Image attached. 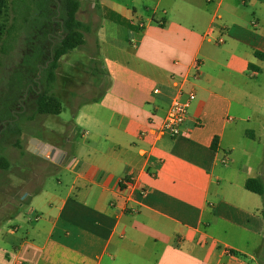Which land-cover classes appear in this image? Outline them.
<instances>
[{"label":"crops","instance_id":"crops-1","mask_svg":"<svg viewBox=\"0 0 264 264\" xmlns=\"http://www.w3.org/2000/svg\"><path fill=\"white\" fill-rule=\"evenodd\" d=\"M83 10L90 46L109 51L107 84L69 131L48 127L63 140L28 137L58 175L11 217L23 234L0 227V264H264V0H86ZM180 84L195 98L179 134L160 133ZM129 176L146 190L127 203L135 211L119 185Z\"/></svg>","mask_w":264,"mask_h":264},{"label":"rangeland","instance_id":"rangeland-1","mask_svg":"<svg viewBox=\"0 0 264 264\" xmlns=\"http://www.w3.org/2000/svg\"><path fill=\"white\" fill-rule=\"evenodd\" d=\"M16 1L9 0L1 18L8 26L16 16ZM81 2L76 16L85 21L83 8L86 0ZM41 19L38 16H30L27 26L26 23L22 27L17 25L16 30L4 34L0 41V152L9 162L6 169H0V227L6 229L12 224H17L20 227L19 234L25 232L26 223L11 217L19 210H25L20 205L26 201L28 194L38 187L45 174L55 169L53 163L25 149L28 137L33 135L53 141L63 140L64 134L53 132L48 127L58 129L65 124L66 131H69L76 109L83 102L98 96L107 84V77L102 69V58L109 51L103 45L93 49L89 36L84 33V43L62 55L56 68L53 92L62 104V111L59 114H36L33 105L36 86L30 82L32 89L25 92L23 81L27 72L24 69L18 72V67L23 54L29 48L28 37L33 35L31 26L37 27L34 34H38ZM56 36V30L50 32L47 45L53 42ZM36 44L41 50L42 41L39 40ZM84 129L85 126L82 125L77 129V138L81 137ZM16 143L22 146L21 149ZM57 175L58 172L53 171L46 177L54 181ZM23 213L28 216L26 212Z\"/></svg>","mask_w":264,"mask_h":264},{"label":"trees","instance_id":"trees-1","mask_svg":"<svg viewBox=\"0 0 264 264\" xmlns=\"http://www.w3.org/2000/svg\"><path fill=\"white\" fill-rule=\"evenodd\" d=\"M8 2L9 0H0V41L4 34L16 30L17 25L22 27L26 23L27 26L30 16L42 18L38 34H34L37 27L31 26L33 35L28 37L29 48L21 58L18 72H21L22 69L27 72V76L23 81L27 90L32 89L30 82L36 86L37 91L33 100L35 113L59 114L62 111V104L53 92L59 58L81 46L84 43V33L89 30L88 25L76 16L80 8V1L17 0L15 3L16 16L9 26L1 20ZM55 30L56 39L47 45L46 42L50 32ZM59 30L61 32L58 33ZM39 40L43 43L40 46L42 47L41 50L36 44ZM45 59L49 60L46 66H44ZM38 74V79L34 80ZM16 145L21 149L20 144L16 143ZM8 165L7 157L0 152V169H6ZM244 186L247 190L257 194L263 193L262 183L258 178H247Z\"/></svg>","mask_w":264,"mask_h":264},{"label":"built area","instance_id":"built-area-1","mask_svg":"<svg viewBox=\"0 0 264 264\" xmlns=\"http://www.w3.org/2000/svg\"><path fill=\"white\" fill-rule=\"evenodd\" d=\"M217 42H222L221 38L217 39ZM154 91H157L156 89ZM183 95V87L180 84L175 96L172 98L166 114L162 118L161 122L157 126V130L160 133H168L172 136L179 134L181 127L186 119L187 110L191 101L195 98L193 90H188L186 96ZM120 190L124 197L125 210L135 211L133 206H128L129 201L134 200V196L138 193L143 196L146 194L145 189H138L132 177H123L119 180ZM112 204V203H111Z\"/></svg>","mask_w":264,"mask_h":264},{"label":"flooded vegetation","instance_id":"flooded-vegetation-1","mask_svg":"<svg viewBox=\"0 0 264 264\" xmlns=\"http://www.w3.org/2000/svg\"><path fill=\"white\" fill-rule=\"evenodd\" d=\"M59 32H61V30H59L58 33H59ZM48 63H49V60H48V59H45V60H44V66H46ZM38 77H39V74L36 76V78H35L34 80H37ZM26 91H27V88H26L25 92H26Z\"/></svg>","mask_w":264,"mask_h":264}]
</instances>
